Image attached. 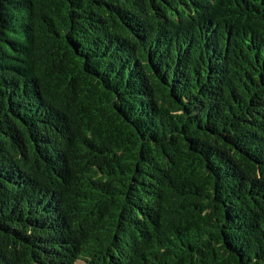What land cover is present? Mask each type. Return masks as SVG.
<instances>
[{
    "label": "trees",
    "instance_id": "obj_1",
    "mask_svg": "<svg viewBox=\"0 0 264 264\" xmlns=\"http://www.w3.org/2000/svg\"><path fill=\"white\" fill-rule=\"evenodd\" d=\"M0 264H264V0H0Z\"/></svg>",
    "mask_w": 264,
    "mask_h": 264
}]
</instances>
